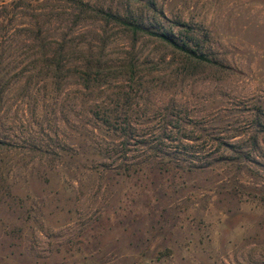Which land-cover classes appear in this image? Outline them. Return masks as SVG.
Here are the masks:
<instances>
[{
	"label": "rangeland",
	"instance_id": "1",
	"mask_svg": "<svg viewBox=\"0 0 264 264\" xmlns=\"http://www.w3.org/2000/svg\"><path fill=\"white\" fill-rule=\"evenodd\" d=\"M0 264H264V0H0Z\"/></svg>",
	"mask_w": 264,
	"mask_h": 264
},
{
	"label": "trees",
	"instance_id": "2",
	"mask_svg": "<svg viewBox=\"0 0 264 264\" xmlns=\"http://www.w3.org/2000/svg\"><path fill=\"white\" fill-rule=\"evenodd\" d=\"M97 13V15H99L101 18L100 20L114 22L115 24L124 28L134 37H151L199 64L207 62L208 60L205 56V53L203 52L204 42L202 40H198L194 35L195 32L189 31L188 28H186L183 33H176L170 28L163 30H153L149 27L143 26L141 23L139 24L133 21H127L120 16L108 12L97 11Z\"/></svg>",
	"mask_w": 264,
	"mask_h": 264
}]
</instances>
